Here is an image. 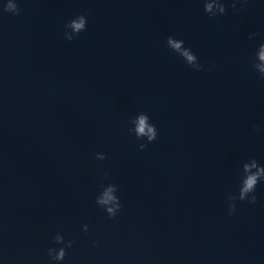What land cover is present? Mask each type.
<instances>
[{"label":"water","instance_id":"95a60500","mask_svg":"<svg viewBox=\"0 0 264 264\" xmlns=\"http://www.w3.org/2000/svg\"><path fill=\"white\" fill-rule=\"evenodd\" d=\"M14 2L0 0V264H264V182L227 212L242 164L264 166V0L213 18L204 0ZM141 112L157 129L143 150ZM108 184L113 219L95 204ZM57 234L73 242L60 262Z\"/></svg>","mask_w":264,"mask_h":264},{"label":"clouds","instance_id":"9594fccd","mask_svg":"<svg viewBox=\"0 0 264 264\" xmlns=\"http://www.w3.org/2000/svg\"><path fill=\"white\" fill-rule=\"evenodd\" d=\"M248 0H232L230 7L236 9L237 3L243 7L247 4ZM2 11L4 13L19 14V8L14 0H6L3 5ZM203 11L209 16V18L216 17L217 15H224L226 12L223 0H204ZM87 20L84 15L76 16L74 19L67 22L64 32V39L67 41H72L73 38L85 30ZM71 30L69 33L68 30ZM259 35L258 33H253L249 36V39L255 38ZM167 48L178 55L186 65L191 67L195 71H200L203 69V65L199 64L196 55L189 49L184 47V42L182 40L174 39L172 36L166 39ZM252 69L258 73L261 79H264V43H261L256 50L255 60L252 63ZM131 127L128 129L129 133L134 134L137 140H145L146 143L139 144V149L143 150L147 147L148 143L153 142L157 138V129L154 124L150 123L149 116L143 112L139 113L134 119L129 121ZM256 131L257 129H253ZM96 160H105L107 157L104 154L97 153L94 157ZM243 177L239 182L238 191L236 194H229L227 196L228 215H232L236 211V201H247L248 204L254 205L256 203L257 197L253 194L255 192L256 186L260 182H264V166L257 163L255 159H251L246 163L242 164ZM105 179H107V173H105ZM118 188L114 184H108L103 187L102 191L95 199V204L103 209L109 219L116 217L117 213L121 210V203L119 197L116 195ZM82 231H88V225L82 226ZM55 244H64L61 248H49L47 250V255L52 261L60 262L63 261L66 255V248L72 247V241L64 243V238L57 234L54 237Z\"/></svg>","mask_w":264,"mask_h":264}]
</instances>
